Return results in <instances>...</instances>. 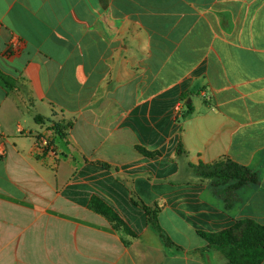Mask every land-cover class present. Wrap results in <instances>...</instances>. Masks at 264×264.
<instances>
[{
	"label": "crops",
	"instance_id": "0c3cea01",
	"mask_svg": "<svg viewBox=\"0 0 264 264\" xmlns=\"http://www.w3.org/2000/svg\"><path fill=\"white\" fill-rule=\"evenodd\" d=\"M0 70V264H229L200 232L264 225V0H0ZM223 157L260 183L226 201Z\"/></svg>",
	"mask_w": 264,
	"mask_h": 264
},
{
	"label": "trees",
	"instance_id": "16d2710c",
	"mask_svg": "<svg viewBox=\"0 0 264 264\" xmlns=\"http://www.w3.org/2000/svg\"><path fill=\"white\" fill-rule=\"evenodd\" d=\"M0 81L7 91L17 88L16 80L1 70ZM188 107L191 108V106ZM188 113H190V110ZM144 154L149 157L154 155L147 151H144ZM194 169L200 178L212 180V184L216 188L232 182V187L225 190L226 201L231 198L232 191L245 185H258L260 183V178L256 171L227 157H223L212 164L201 162L195 165ZM133 202L146 211L149 224L157 231L162 241L168 246H175L174 242L159 225V207L148 206L137 198H134ZM91 205L93 209L114 222L118 228L133 234L128 225L104 202L93 198ZM200 235L210 247L221 251L229 264H262L264 261V225L253 219L238 220L230 228L216 233L200 232Z\"/></svg>",
	"mask_w": 264,
	"mask_h": 264
},
{
	"label": "built area",
	"instance_id": "2783aa9c",
	"mask_svg": "<svg viewBox=\"0 0 264 264\" xmlns=\"http://www.w3.org/2000/svg\"><path fill=\"white\" fill-rule=\"evenodd\" d=\"M1 140H3V136H2V134H0V141ZM1 151V150H0ZM0 154H1V152H0Z\"/></svg>",
	"mask_w": 264,
	"mask_h": 264
},
{
	"label": "water",
	"instance_id": "95a60500",
	"mask_svg": "<svg viewBox=\"0 0 264 264\" xmlns=\"http://www.w3.org/2000/svg\"><path fill=\"white\" fill-rule=\"evenodd\" d=\"M190 103V102H189Z\"/></svg>",
	"mask_w": 264,
	"mask_h": 264
}]
</instances>
